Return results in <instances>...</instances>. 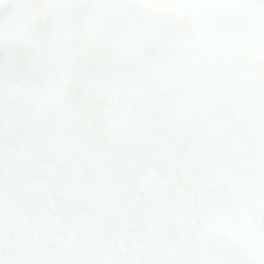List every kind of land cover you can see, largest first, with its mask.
I'll use <instances>...</instances> for the list:
<instances>
[{"label":"snow or ice","instance_id":"snow-or-ice-1","mask_svg":"<svg viewBox=\"0 0 264 264\" xmlns=\"http://www.w3.org/2000/svg\"><path fill=\"white\" fill-rule=\"evenodd\" d=\"M220 2L13 0L0 26V63H14L21 51L54 57L86 91L107 87L108 77L73 70L97 63L171 72L181 83L174 102L122 114L102 138L86 98L33 112L0 90V264H254L245 237L264 240V0H247L260 29L242 47L193 51L192 22ZM35 124L75 130L71 142L87 162L75 173L81 190L70 218L44 217L25 202L22 131ZM159 167L169 183L137 189L134 176ZM66 192L58 174L39 189L53 202ZM21 219L76 236L112 225L127 242L68 254L25 251L12 235Z\"/></svg>","mask_w":264,"mask_h":264},{"label":"clouds","instance_id":"clouds-1","mask_svg":"<svg viewBox=\"0 0 264 264\" xmlns=\"http://www.w3.org/2000/svg\"><path fill=\"white\" fill-rule=\"evenodd\" d=\"M13 0H0V26L6 25L12 12ZM260 22L248 11L247 0H221L211 6V10L201 22H192L190 40L195 51L202 44L235 49L242 47ZM37 41L41 38L37 36ZM76 41V47H80ZM93 76H107L105 88L85 90L75 75L70 79L67 70L54 58L21 51L12 64L0 63V90L10 89L25 109L33 112H52L61 106L84 100L88 101L90 115L102 127L97 129L102 138L104 127L110 125L125 113H141L152 107L174 102L180 81L174 73H164L153 69L114 71L103 63L85 65L73 70ZM71 133L54 126L40 124L26 126L22 131L21 150L28 157L21 166L25 202L41 207L43 216L54 214L67 219L77 211L74 195L80 191L75 181V173L86 166V160L77 149ZM118 166L120 161L113 162ZM65 177L67 192L63 199L52 201L39 194L41 183L50 175ZM181 171L178 179L186 180ZM170 176L166 168H155L150 172H138L133 182L137 189L147 186L162 187L168 184ZM13 239L25 251H47L71 253L85 247L104 248L114 243L124 244L126 239L112 225H101L85 236L66 232L62 226L55 229L45 222H16ZM251 244L254 264H264V240L258 236H246ZM225 243H236L225 238ZM139 244V241H136Z\"/></svg>","mask_w":264,"mask_h":264}]
</instances>
